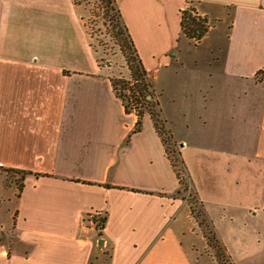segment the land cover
I'll list each match as a JSON object with an SVG mask.
<instances>
[{
	"label": "crops",
	"instance_id": "crops-1",
	"mask_svg": "<svg viewBox=\"0 0 264 264\" xmlns=\"http://www.w3.org/2000/svg\"><path fill=\"white\" fill-rule=\"evenodd\" d=\"M116 3L192 171L189 143L157 85L180 61L181 12L192 4L209 21L196 47L219 29L207 59L220 66L209 75L212 88L239 81L264 87V0ZM235 112L205 106L199 117L205 134L194 148L200 164L193 171L202 181L194 189L210 218L209 195L220 191L213 178L233 175ZM213 116L218 125L211 130ZM137 121L97 67L72 0H0V225L15 233L14 244L0 243V264H103L106 256V264H193L182 220L191 210L178 198L153 118L146 114L141 131L131 134ZM222 158L224 168L213 164ZM5 169L29 173L18 196L5 184ZM94 214L106 216L101 233L86 224Z\"/></svg>",
	"mask_w": 264,
	"mask_h": 264
},
{
	"label": "rangeland",
	"instance_id": "rangeland-1",
	"mask_svg": "<svg viewBox=\"0 0 264 264\" xmlns=\"http://www.w3.org/2000/svg\"><path fill=\"white\" fill-rule=\"evenodd\" d=\"M79 2L81 6H78V9L86 41L100 72L109 77L128 79L129 71L125 60L114 46L110 26H106L102 20V6L99 0H79ZM218 30L216 29L210 34L205 43L199 47L182 38L176 49L177 53L179 52L180 61L169 68L167 73L163 71L157 83L158 87L164 88V92L161 93L164 103L171 107L178 123L177 130L180 133V138L189 143V151L193 156L192 171L182 156L190 183L188 180V190H184L178 196L186 203L185 208L192 211L189 219L184 217L185 214L187 215L186 210L182 213L184 214L182 220L185 228L183 231L186 234L185 242L189 247L193 264H217L215 252L207 245L205 235L196 220L202 207L194 186L199 185L200 188L202 178L201 171H193L194 167L198 169L200 164L199 157L196 155L198 151L194 148L198 147L201 136L205 134V128L199 119L205 106L209 110L212 108H220L224 111L227 108L234 109L237 111L235 114L238 117L235 122L239 130V142L237 148L235 147L237 155L231 162L233 175L224 178L221 177L222 175L220 177L215 175L217 177L213 178L220 191L209 195V199H211L209 206L210 211L213 210V216L210 218L206 214V217L209 222H213L216 235L225 245L235 264H264V87L256 86L253 82L239 81L225 82L221 86L212 88L214 83L210 80L209 75L216 73V68L220 66L215 64L210 66L207 59L210 57V52L213 51L212 45L216 41ZM215 51L216 55L221 53L219 49ZM153 76L151 80L154 87ZM154 95L157 96L155 93ZM157 111L158 109H156ZM215 118L213 116L210 122L209 129L211 130L216 129L218 125ZM174 143L167 146V153L173 163L181 168L180 156H178V153L182 155L181 146L176 141ZM181 145L184 143L181 142ZM213 164L224 168L228 161L222 158ZM214 172L218 174L217 170ZM10 180L16 188L18 196L19 176L12 175ZM228 182H231L230 188H227ZM193 196L197 197L198 204L191 203ZM16 200L10 203V208H16ZM1 205L0 200V209ZM250 209L252 216L245 212ZM204 211H206V207H204ZM244 213L248 214L246 219ZM98 215L94 214L86 219V224L95 228L96 231L97 227L93 226L91 222L94 220L96 225L95 219H98L96 218ZM8 224L11 225L10 222L6 223V225ZM1 227L0 225V243L7 241L14 244L13 228L1 229ZM107 260L108 256L104 257L103 264H106Z\"/></svg>",
	"mask_w": 264,
	"mask_h": 264
},
{
	"label": "trees",
	"instance_id": "trees-1",
	"mask_svg": "<svg viewBox=\"0 0 264 264\" xmlns=\"http://www.w3.org/2000/svg\"><path fill=\"white\" fill-rule=\"evenodd\" d=\"M72 1L76 7L81 6L79 0ZM99 3L102 6V20L106 26H110L108 27L111 32V38L114 46L121 53L129 71L128 79L110 77V80L116 96L123 102L126 113H134L138 117L135 129L131 134L139 133L141 131L143 118L146 114H149L155 122V127L167 152V146L175 144V141L167 123L162 119L159 102L157 100V96L154 95L155 92L151 76L142 63L133 39L122 19L116 0H99ZM209 31L210 25L207 17L200 16L197 9L192 4H189L181 12L182 35L189 41L193 42L195 46H198L202 42ZM261 74L262 72H259V75ZM156 109H158L157 112ZM178 156H180L179 163L181 168H178L168 155L177 175L181 194L184 190H188V180L190 183V179L187 176L181 153H178ZM2 171L6 174V186L12 184L10 180L12 175L19 176L20 185L17 186V188L19 193H21L23 189V181L29 173L16 169H5ZM36 177L39 176L36 175ZM192 202L198 204L197 197L193 196L191 203ZM199 203L202 207V211L198 213L196 220L199 228L205 235L207 245L215 252L216 263L235 264L225 245L216 235L213 222H209L207 219L206 212L204 211V203L201 201H199ZM96 218H98L95 219L96 229L99 233H101L105 227L107 219L104 214H99Z\"/></svg>",
	"mask_w": 264,
	"mask_h": 264
},
{
	"label": "built area",
	"instance_id": "built-area-1",
	"mask_svg": "<svg viewBox=\"0 0 264 264\" xmlns=\"http://www.w3.org/2000/svg\"><path fill=\"white\" fill-rule=\"evenodd\" d=\"M91 224L96 227V225L94 224V220L91 222Z\"/></svg>",
	"mask_w": 264,
	"mask_h": 264
},
{
	"label": "water",
	"instance_id": "water-1",
	"mask_svg": "<svg viewBox=\"0 0 264 264\" xmlns=\"http://www.w3.org/2000/svg\"><path fill=\"white\" fill-rule=\"evenodd\" d=\"M103 244V242H101V245Z\"/></svg>",
	"mask_w": 264,
	"mask_h": 264
}]
</instances>
